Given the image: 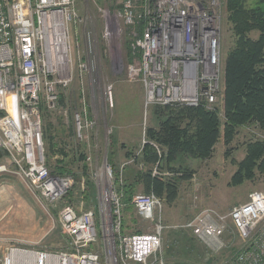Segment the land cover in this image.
Returning a JSON list of instances; mask_svg holds the SVG:
<instances>
[{
  "label": "built area",
  "instance_id": "obj_1",
  "mask_svg": "<svg viewBox=\"0 0 264 264\" xmlns=\"http://www.w3.org/2000/svg\"><path fill=\"white\" fill-rule=\"evenodd\" d=\"M221 5L222 0L121 2L117 17L124 29H130L127 37L131 51L138 55L126 64L125 79L141 86L146 108L202 105L212 109L221 105ZM76 19L73 0H0V151L15 166V174L47 204L68 197L73 182L70 177L48 173L40 108H55L57 90L69 88L75 76L79 79L77 93L82 105L72 115L71 126L85 153L86 139L96 129L86 103L92 84L89 82L85 88L83 82L90 78L89 61L76 54L74 64L71 53L70 26ZM120 30L109 24L104 34L106 41L111 42L115 35L122 37V32L117 33ZM49 77H54L52 83L47 82ZM112 91L107 87L103 95V107L110 111L114 108ZM103 122L106 126L107 121ZM96 138L95 135L91 143L95 148ZM141 141L137 156L147 143L155 146L146 140V128ZM93 160L96 162V158ZM97 162L94 177L97 178L98 171L105 180L103 188L110 192L109 197L100 195L105 203L103 214L99 212L102 224L98 227L95 212L87 210L78 215L65 207L59 212L58 223L68 241L66 250L21 248L3 242L0 264H102V255L104 264H165L160 254L165 228L159 218L161 213L155 214L162 207L161 200L152 194H136L131 202L135 214L152 224L153 232L126 234L125 206L114 170L105 162ZM133 164V159L125 162L122 169ZM152 175L168 176L160 175L157 167ZM118 183L122 184L121 176ZM183 228L215 254L227 247L225 235L231 230L242 245L227 264H264V192L252 191L244 204L226 214L204 208ZM98 236L107 240L102 255L89 249Z\"/></svg>",
  "mask_w": 264,
  "mask_h": 264
},
{
  "label": "rangeland",
  "instance_id": "obj_2",
  "mask_svg": "<svg viewBox=\"0 0 264 264\" xmlns=\"http://www.w3.org/2000/svg\"><path fill=\"white\" fill-rule=\"evenodd\" d=\"M122 1L75 0L77 19L75 24L70 26L71 53L73 61H75L74 64H76V54H79L81 59L89 61L90 78H84L83 82L85 88L89 82L92 84V94L88 95V99L86 97V103L90 107V118L92 117L96 122V129L92 131V136H90V132H87L90 137H86L87 150L85 153L82 150L83 145L81 144L83 143L80 144L77 141L71 126L72 115L76 111H80L82 105L77 93L79 79L74 76V82L69 88L63 91L57 90L55 108L44 107L42 127L45 157L48 168H50L49 171L59 166L58 168L65 173L60 176H67L72 179L71 195L53 204L43 202L15 174L16 169L13 163L6 157L1 159L0 241L4 244L21 248L29 246L39 250H66L68 241L61 233L58 223L59 212L63 207H70L76 213L83 212L85 206L90 208L92 212L98 214L96 222L99 223V227L102 224V217H100L99 212L101 211L103 214L105 203L101 200L98 184L105 185V180L103 177H99L98 171L97 178L94 177L97 159V164L100 165L101 162H105L114 170L110 159L114 161V157L118 155L121 148H127L124 150V155H127L126 162L131 161L133 159L131 153L136 155L142 146V130L144 128L157 129L166 120L164 114L154 113L151 108L142 106L141 99L143 97L139 84L127 83L125 79L126 64L133 61L138 55L134 56L131 51L127 37L129 29H124L117 17ZM111 19V24H115L116 30L121 28L122 31H117V33L122 32V37L119 38L115 35L111 42H108L104 34ZM231 31L232 26L228 21L224 0H222L220 45L222 73L225 58L233 49L234 40ZM124 33L126 38L123 37ZM256 36H258L257 33L250 34L252 39H256ZM107 87H111L113 90L114 108L111 111L103 107V95ZM220 99L222 101V94H220ZM218 106L206 110L213 113L215 118L223 123L225 118L221 111V105L219 108ZM104 120L107 121L106 126ZM63 129L65 130L62 131ZM237 130V134L229 147L230 151L223 146L222 142L215 150V160L217 158L221 160L223 148L225 157L230 156L229 159L231 160V162L223 163L221 168L216 171L220 177L219 186L214 188L212 184L204 189L200 188L202 191L205 190V195L202 191L201 193L195 192L189 199L182 188H180L179 195L178 185L179 197H177L178 200L176 199L177 202L168 205L161 201L162 207L155 211L156 216L161 213L159 218L165 228L161 233L160 244V254L165 264H227L240 250L242 243L231 230L225 235L227 247L222 252L215 254L207 250L183 228L186 222L199 210L206 208L205 206L217 211L220 210L219 212L222 213H228L235 203L245 202L249 192H264V174L257 171L251 181H244L235 187L230 186L231 179L238 173V164L242 163L246 157V146L253 141L264 144V131L259 125H245ZM95 135L97 136L96 142L98 140L97 148L91 144ZM147 145L158 152L160 150L149 143ZM64 146H66V150L64 149L65 156L62 157L58 150ZM91 147L97 149L98 153L94 154ZM161 155L163 156L162 153ZM212 156L213 151L211 156L204 161L211 160ZM95 158L96 162L93 160ZM193 161L201 162V160H191L179 155L171 163L172 165L166 163V166L168 170L176 171L183 168L185 172H192L191 179H193V170L196 166ZM208 164L212 166L214 163ZM6 169L8 172H5ZM48 173L51 175L50 172ZM210 174H214L212 169ZM226 184L229 187L221 186ZM213 188L214 191H217L216 195L219 193L230 194L228 201L214 203L209 197ZM201 197L204 198L203 202H200ZM132 217L131 222L133 223L128 225L124 223L126 234H151L153 232L152 224L142 221L136 214ZM96 248L103 250L102 237L97 239L92 250Z\"/></svg>",
  "mask_w": 264,
  "mask_h": 264
},
{
  "label": "trees",
  "instance_id": "obj_3",
  "mask_svg": "<svg viewBox=\"0 0 264 264\" xmlns=\"http://www.w3.org/2000/svg\"><path fill=\"white\" fill-rule=\"evenodd\" d=\"M224 6L234 40L233 49L223 63L221 111L224 122L216 119L202 105L153 109L154 113L159 112L166 117L157 129H146V140L153 142L159 152L145 145L138 156L131 153L133 165L119 174L114 171L116 186L125 206L124 213L125 209L135 213L131 202L138 190L145 195L152 194L168 205L176 201L178 183L192 178V172H185L183 168L176 171L167 169L166 163L170 165L179 155L204 161L211 156L217 143L222 142L230 151L237 129L257 124L264 131V0H224ZM252 33L258 34L256 39L250 37ZM41 113L43 115L42 107ZM64 149L66 146L58 150L62 157L65 156ZM4 157L6 153L0 151V160ZM58 167L50 171L48 168V171L51 175L65 174ZM154 167L160 175L168 176H153ZM126 170L133 175L134 183H128ZM256 171L264 174V144L259 141L246 146V157L238 164V173L231 179L230 186L251 181ZM120 176L122 184L118 183ZM125 215L123 225L126 223Z\"/></svg>",
  "mask_w": 264,
  "mask_h": 264
},
{
  "label": "crops",
  "instance_id": "obj_4",
  "mask_svg": "<svg viewBox=\"0 0 264 264\" xmlns=\"http://www.w3.org/2000/svg\"><path fill=\"white\" fill-rule=\"evenodd\" d=\"M256 38H257V36H256ZM139 87L141 88L140 85H139ZM141 93H142V97H143V91H142V89H141ZM141 100H142V106H143V98ZM118 141H121V140H118ZM218 145L219 144L217 143L215 145L214 149H213V156H212V159L211 160H209V161H201V162H198V161L197 162H194L193 161V163H195V165H196L195 168L192 167V168H194V170H193V172H194L193 179H191L189 181H181V182L178 183V185H179V195H180V188H182L183 191H185L186 197L190 199L191 198V195H193L195 192L201 193L202 190L200 188H203L204 189L208 185H212V184H213V187L215 188V187H217V186L220 185V183H221L220 182V177H218V174H216L217 173L216 171H217L218 168H221V165H223V163H226L227 161H230L231 162V160L229 159L230 156L228 158L225 157V155L223 153V152H225L224 151V148L222 149V157H221V160L219 158H217V160H215L216 159V151L215 150H216V147ZM126 149L125 148L124 149L121 148V150L118 152V155L116 157H114L115 158L114 161L110 159V161H111V163L113 165V169H114V171L117 174H119L120 172H122L123 169L127 168V167H125V168L122 169V166L126 162V159H127V155H124V153H125L124 150H126ZM208 163H214V164L212 166H210L211 164H208ZM211 169L214 172V174H212V175L210 174L211 173ZM125 176H126V179H127V181H128L129 184H132V183L135 182V180L133 178V175L130 172H128V170L125 171ZM227 183H228V181H227ZM228 184L221 185V186H223L224 188H226V187H229ZM214 188L212 189V194L209 195V197H211V200L214 203L227 202L228 201L227 199L229 198L230 194H226V193L222 194V193H219V194L216 195L217 191H214L215 190ZM204 192H205V190L202 191L203 195H205ZM140 193L142 194V192L140 190H138V192L136 194H140ZM249 193H251V192H249ZM248 194H247V196H248ZM179 195H178V197H179ZM217 197H219V198H217ZM194 199H196V198H194ZM203 199L204 198L201 197L200 202H203L204 201ZM245 202L240 203V204L239 203H235L233 207H236L238 205L244 204ZM205 207L206 208H210L209 206H205ZM187 208H188V206H187ZM86 210H90V208H86V206H85V208H83V211H86ZM219 211L220 210H218V212ZM220 213H222V212H220ZM124 214L127 215V216L125 215L127 225L130 224V223H133V222H131L132 221V218H133L132 215H135V213L133 211L130 212L129 209H125V213ZM222 214H224V213H222ZM194 216H192L190 219H192ZM1 245H3L2 242H0V246ZM27 247H29V246H27Z\"/></svg>",
  "mask_w": 264,
  "mask_h": 264
},
{
  "label": "bare ground",
  "instance_id": "obj_5",
  "mask_svg": "<svg viewBox=\"0 0 264 264\" xmlns=\"http://www.w3.org/2000/svg\"><path fill=\"white\" fill-rule=\"evenodd\" d=\"M74 1V5H75V0H73ZM74 9H75V6H74ZM76 12V11H75ZM108 19H109V17H108ZM112 23V19L110 20V24ZM136 27L139 29V30H143V27H140L139 25H136ZM129 29V28H128ZM130 30V29H129ZM139 30H138V32H139ZM219 46H220V44H219ZM177 78L178 79H181V77L180 76H177ZM54 81V77H49L48 79H47V82L48 83H52ZM44 83H45V81H42V85H44ZM220 93V92H219ZM218 96L220 97V94H218ZM218 96H217V98H218ZM143 105L146 107V104L144 103V91H143ZM40 110H41V108H40ZM45 162H46V157H45ZM46 167H47V163H46ZM47 170H48V167H47ZM49 172V171H48ZM99 177H101V176H99ZM104 186V185H103ZM103 186H101L100 184H98V188H100V192H101V194L104 196V197H109V195H110V192L109 191H107V190H105L104 188H103ZM141 194V193H140ZM141 195H145V194H141ZM146 196H148V195H146ZM63 208H65V207H63ZM62 208V209H63ZM234 208V207H233ZM61 209V210H62ZM60 210V211H61ZM87 211V210H86ZM91 211V210H90ZM83 212H85V211H83ZM82 212H80V213H76V214H78V215H80ZM98 225H99V223H98ZM99 237H101V236H98L97 237V239H99ZM97 239H96V242H97ZM103 239V238H102ZM103 243H107V240L105 239V240H103ZM96 244V243H95ZM95 244H93L92 246H90L89 247V249H93V247H95ZM95 250H97L101 255H102V250H100V249H95ZM94 250V251H95ZM102 257V261H101V263L102 264H104V257H103V255L101 256Z\"/></svg>",
  "mask_w": 264,
  "mask_h": 264
}]
</instances>
